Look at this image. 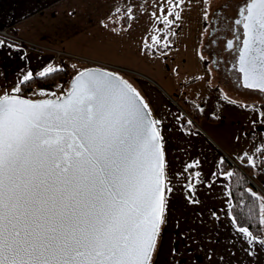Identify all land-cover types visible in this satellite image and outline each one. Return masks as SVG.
<instances>
[{"label": "snow or ice", "instance_id": "6c2138e0", "mask_svg": "<svg viewBox=\"0 0 264 264\" xmlns=\"http://www.w3.org/2000/svg\"><path fill=\"white\" fill-rule=\"evenodd\" d=\"M240 15L244 86L264 91V0ZM20 92L0 95V264H151L164 161L139 93L109 72L79 73L63 99Z\"/></svg>", "mask_w": 264, "mask_h": 264}, {"label": "crops", "instance_id": "0c3cea01", "mask_svg": "<svg viewBox=\"0 0 264 264\" xmlns=\"http://www.w3.org/2000/svg\"><path fill=\"white\" fill-rule=\"evenodd\" d=\"M130 11V0H0V30L6 28L15 36L0 32V95L12 93L29 72L33 76L58 68L48 48L127 66L132 48L126 41L105 44L100 33L115 36L113 23L120 15L122 29L128 28ZM160 40L154 46L164 45ZM100 45L107 47L99 49ZM145 46L146 42L136 46L138 55L129 66L144 74L159 53H147ZM139 82L165 143L167 218L152 264H264V232L257 236L248 229L249 237L239 231L231 214L229 171L220 170L227 154L211 147L209 159L200 155L197 140L207 143L209 138L197 127L183 126L185 111L174 105L179 93L174 84Z\"/></svg>", "mask_w": 264, "mask_h": 264}, {"label": "rangeland", "instance_id": "374dc122", "mask_svg": "<svg viewBox=\"0 0 264 264\" xmlns=\"http://www.w3.org/2000/svg\"><path fill=\"white\" fill-rule=\"evenodd\" d=\"M222 1L225 0H130V26L123 30L121 27L123 17L122 15L120 18L116 16V21L113 23L115 26L113 32L116 31V35H111V37L110 34L100 33L101 39L105 41V44L126 41V45L132 48L131 61L126 62L127 67L135 63L134 60L138 55L136 46L143 42L153 44L154 37L155 42L161 39L160 43L163 42L169 51L164 53L160 51L155 59L152 58L149 68L151 70L144 71L146 77L128 75L127 79L138 92L141 79L154 85L156 83L165 84L166 80L174 84L179 92L175 95L178 103L174 105L178 107L181 105L184 109V101L189 98L197 103L201 111L197 125L194 127L202 131L209 141L205 143L197 140L200 155L209 159V148L218 147L219 150L225 152L224 154L235 159L246 158L252 164L251 174L256 183L262 185L264 184V93L257 89L239 86L233 81L222 80L210 66L205 64L206 55L202 48L207 35V21L213 8ZM170 12L173 14L169 15ZM175 13H179V18L175 17ZM165 17H167L166 20ZM123 33H125V39H123ZM106 47L100 45L99 49ZM91 52L97 51L92 49ZM67 60L71 65L66 64ZM56 63L58 68L66 69L67 78L48 88L34 87L30 92V97L42 98L66 93L72 76L88 66L84 60L71 56H66ZM41 92L45 94L41 95ZM184 111L185 119L191 121L189 113L185 109ZM151 112L156 120L153 109ZM158 128L160 130L159 125ZM160 134L164 147L161 130ZM262 202L264 208V200ZM166 211L165 196L163 221L167 218ZM154 253L155 250L153 255Z\"/></svg>", "mask_w": 264, "mask_h": 264}, {"label": "trees", "instance_id": "16d2710c", "mask_svg": "<svg viewBox=\"0 0 264 264\" xmlns=\"http://www.w3.org/2000/svg\"><path fill=\"white\" fill-rule=\"evenodd\" d=\"M167 50L163 44L155 47L153 44L148 43L145 46V51L152 54L160 51L166 52ZM66 78L67 71L64 68H56L55 71L44 76L33 75L31 80L21 82V92L19 94L30 96V92L34 87L48 88L64 81ZM184 104V109L191 116V121H188L183 116V126L185 128L196 126L201 112L197 103L188 98L185 99ZM220 170L231 173L229 175L232 198L231 214L234 221L238 226L249 229L253 234L262 235L264 232V208L262 206L264 184L258 185L256 183L255 178L251 174L252 164L246 158L239 160L224 155L220 162Z\"/></svg>", "mask_w": 264, "mask_h": 264}, {"label": "flooded vegetation", "instance_id": "af4514ba", "mask_svg": "<svg viewBox=\"0 0 264 264\" xmlns=\"http://www.w3.org/2000/svg\"><path fill=\"white\" fill-rule=\"evenodd\" d=\"M247 2L248 0H225L213 8L207 21V35L202 48L206 55L205 64L220 79L236 82L243 87L239 66L245 30L240 9ZM237 19L242 21L240 25L235 23Z\"/></svg>", "mask_w": 264, "mask_h": 264}, {"label": "built area", "instance_id": "2783aa9c", "mask_svg": "<svg viewBox=\"0 0 264 264\" xmlns=\"http://www.w3.org/2000/svg\"><path fill=\"white\" fill-rule=\"evenodd\" d=\"M0 32H2V34H4V35L10 36V37H15L6 28L1 29ZM48 49L53 52L55 62L61 61L66 56H71V57H76V58L84 60L85 62L88 63V66L103 67V68L109 69L111 71H114V72H116V73H118V74H120L126 78L129 77L128 75H130V76H132V75L145 76V74L139 70H136V69L127 67L125 65L118 64V63H114V62H110V61H106V60H102V59H97V58H93V57L78 55V54H74V53L64 51L62 49H56V48H48Z\"/></svg>", "mask_w": 264, "mask_h": 264}, {"label": "water", "instance_id": "95a60500", "mask_svg": "<svg viewBox=\"0 0 264 264\" xmlns=\"http://www.w3.org/2000/svg\"><path fill=\"white\" fill-rule=\"evenodd\" d=\"M239 69H240V66H239ZM81 72H86V73H100V72H109V73H113L115 76H117L119 79H122L124 81H127L128 84H130L135 90L137 93L138 90L133 86V84L127 79L125 78L124 76L114 72V71H111L109 69H106V68H103V67H98V66H89V67H86L84 69H81L79 70L78 72H76L72 78L70 79L69 83H68V91L62 95H58V96H47V97H42V98H32L30 96H26V95H22V94H18V95H21L23 96L24 98H27V99H30V100H35V101H40V100H44V99H56L57 97H60L61 99L65 98L67 93L69 92L70 90V87L71 85L74 83V80L75 78L77 77V75ZM242 73V72H241ZM241 79H242V84L244 85V74L242 73V76H241ZM253 89H256V88H253ZM259 90V89H257ZM264 92V91H262ZM139 99L143 101V103L147 104L146 100L144 99V97L139 93ZM148 105V104H147ZM146 112L150 113V116L148 117L149 119L151 120H154V117L152 115V112L148 106V108L145 110ZM155 128L157 131H159V134H160V130L158 128V125L156 124L155 125ZM160 145L162 147V151H163V161H164V170H163V183H162V187L164 189V198L166 196V176H165V153H164V147H163V143H162V139H161V134H160ZM160 227H161V224L159 226V230H158V235H159V231H160ZM157 239H158V236L156 237V241H155V245H156V242H157ZM153 255V254H152Z\"/></svg>", "mask_w": 264, "mask_h": 264}]
</instances>
